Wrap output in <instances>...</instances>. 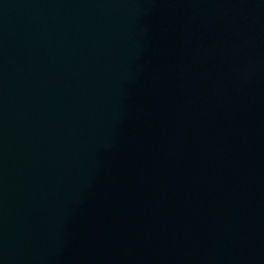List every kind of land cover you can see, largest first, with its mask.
Instances as JSON below:
<instances>
[{
  "label": "water",
  "instance_id": "water-1",
  "mask_svg": "<svg viewBox=\"0 0 264 264\" xmlns=\"http://www.w3.org/2000/svg\"><path fill=\"white\" fill-rule=\"evenodd\" d=\"M0 264H264V0H0Z\"/></svg>",
  "mask_w": 264,
  "mask_h": 264
}]
</instances>
